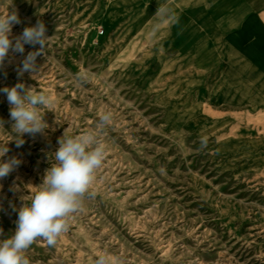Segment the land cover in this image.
<instances>
[{"label":"rangeland","instance_id":"374dc122","mask_svg":"<svg viewBox=\"0 0 264 264\" xmlns=\"http://www.w3.org/2000/svg\"><path fill=\"white\" fill-rule=\"evenodd\" d=\"M149 1L0 0V14L18 12L13 36L38 20L51 36L34 79L18 69L39 45L10 51L0 89L22 80L55 102L44 110L46 134H25L17 147L0 92L4 159L21 161L0 180V239L15 231L13 209L42 182L64 131L95 129L101 112L114 114L100 137L107 156L94 195L55 247L38 239L29 248L30 264H95L104 253L113 264H264V114L254 113L256 93L218 92L251 109L212 106L185 58L190 44L174 41V3L190 0H154L155 9Z\"/></svg>","mask_w":264,"mask_h":264},{"label":"clouds","instance_id":"9594fccd","mask_svg":"<svg viewBox=\"0 0 264 264\" xmlns=\"http://www.w3.org/2000/svg\"><path fill=\"white\" fill-rule=\"evenodd\" d=\"M162 11L167 13L166 9ZM20 22L16 9L0 14V68L9 59L10 51L23 54L26 44L39 45L37 50L24 56L18 69V76L28 72L34 79L43 66L37 64V57L46 53L51 36L46 34L42 20L13 36L12 28ZM79 79L85 81L87 78L81 75ZM0 92L6 94L10 105L11 133L17 147L25 142V134H46L50 126L44 110H52L55 103L51 94L27 86L22 80L12 87H3ZM113 119L111 111H104L100 113L95 129L75 135L64 131L58 139V149L52 153L55 162H49L42 182L33 186L30 195L21 197V207L13 209L18 212L16 227L11 236L0 239V264H30L26 253L38 239L55 247L58 239L68 232L74 214L83 209L86 198L94 195L90 189L107 156V145L100 137ZM0 126L4 127L3 120H0ZM8 152V143L0 145V180L21 163L14 156L5 160ZM3 235V229H0V236ZM95 264H113V260L104 253L98 256Z\"/></svg>","mask_w":264,"mask_h":264},{"label":"crops","instance_id":"0c3cea01","mask_svg":"<svg viewBox=\"0 0 264 264\" xmlns=\"http://www.w3.org/2000/svg\"><path fill=\"white\" fill-rule=\"evenodd\" d=\"M154 0L148 7L155 9ZM174 41L189 45L211 105L251 109V102L231 100L219 91L255 92L254 113L264 114V0H190L175 2ZM176 51L177 48L175 47ZM211 92H214L213 98Z\"/></svg>","mask_w":264,"mask_h":264},{"label":"built area","instance_id":"2783aa9c","mask_svg":"<svg viewBox=\"0 0 264 264\" xmlns=\"http://www.w3.org/2000/svg\"><path fill=\"white\" fill-rule=\"evenodd\" d=\"M103 33H104V28H101L100 34H103Z\"/></svg>","mask_w":264,"mask_h":264},{"label":"bare ground","instance_id":"6f19581e","mask_svg":"<svg viewBox=\"0 0 264 264\" xmlns=\"http://www.w3.org/2000/svg\"><path fill=\"white\" fill-rule=\"evenodd\" d=\"M108 4V3H107Z\"/></svg>","mask_w":264,"mask_h":264}]
</instances>
